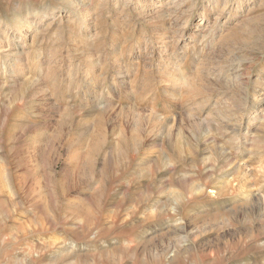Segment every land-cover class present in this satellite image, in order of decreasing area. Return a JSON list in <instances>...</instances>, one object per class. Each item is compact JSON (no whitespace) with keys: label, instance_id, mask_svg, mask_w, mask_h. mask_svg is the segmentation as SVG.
<instances>
[{"label":"rangeland","instance_id":"obj_1","mask_svg":"<svg viewBox=\"0 0 264 264\" xmlns=\"http://www.w3.org/2000/svg\"><path fill=\"white\" fill-rule=\"evenodd\" d=\"M0 264H264V0H0Z\"/></svg>","mask_w":264,"mask_h":264}]
</instances>
